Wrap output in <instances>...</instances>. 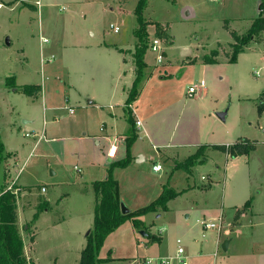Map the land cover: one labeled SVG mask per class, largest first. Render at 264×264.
<instances>
[{
    "label": "rangeland",
    "instance_id": "rangeland-1",
    "mask_svg": "<svg viewBox=\"0 0 264 264\" xmlns=\"http://www.w3.org/2000/svg\"><path fill=\"white\" fill-rule=\"evenodd\" d=\"M35 1L0 0V141L12 153L0 163V194L9 187L16 193L17 227L28 264L80 263L86 236L93 229L95 195L91 182L106 178V147L102 142L98 147L92 137L101 135L99 129L108 116V110L87 107L84 95L92 91L105 95L120 71L135 67L117 49L130 48L127 52L131 53L138 46L146 47L147 68L142 72L138 85L141 96L135 106L156 135L158 146L168 145V152L178 151L182 157L186 154L184 147L178 148L182 143L228 146L243 139L255 141L254 151L237 159L238 171L227 182L234 193L245 192L249 177L251 186H264V110L258 113L264 77L253 74L264 66V46L235 62L204 64L201 53L204 47L231 55L226 44L231 41L228 27L239 36L245 35V21L254 17L258 0H143L140 16L135 13L140 0H41L40 14L29 6ZM139 17L150 23L142 39L137 36ZM155 23L168 26L165 44L173 41L168 49L170 61L165 65L157 64L148 49ZM110 26L118 27L119 32L113 33ZM40 37L48 42L42 45ZM217 42L222 44L217 47ZM186 56L196 58L195 64L185 61ZM10 77L17 92L6 86ZM144 79L149 80L146 87ZM200 80L204 87L195 97L187 96L188 87ZM25 85H42L47 109L43 98L32 100L21 93ZM152 95L156 101L150 100ZM96 102L101 103L99 99ZM70 109L74 115L69 114ZM223 112L226 117L221 121L216 114ZM27 120L30 123L25 124ZM126 127L127 136L137 133L127 115ZM38 137L41 140L33 148ZM140 137L142 147L152 156L147 154L144 162L111 171L118 182L119 200L130 212L147 207L164 187L181 192L188 184H195L204 189L216 176L211 170L213 163L222 166L224 161L222 153H210L211 163L190 168L186 174L161 160L154 143ZM53 138L65 139L51 142ZM154 163L161 165V172H152ZM219 174L214 195L220 194L222 186ZM202 199L201 194L190 192L170 200L166 210L126 220L100 247L97 258L104 261L93 264H145L148 258H153L150 264H159L157 259L174 258L179 247L186 257L191 250L186 241L193 239V249L198 248L199 234L203 233L208 239L218 236L219 240L216 257L208 259V264H226L235 245L243 242L239 226L233 228L226 220L230 226L220 233L202 228L193 203ZM189 207L192 209L187 210ZM35 213L37 218L32 221ZM208 220L205 222L214 219ZM240 230L245 236V229ZM196 232L199 234L194 236ZM232 236L238 239L224 252L222 245Z\"/></svg>",
    "mask_w": 264,
    "mask_h": 264
},
{
    "label": "crops",
    "instance_id": "crops-1",
    "mask_svg": "<svg viewBox=\"0 0 264 264\" xmlns=\"http://www.w3.org/2000/svg\"><path fill=\"white\" fill-rule=\"evenodd\" d=\"M36 1L40 2V6H37L36 4L35 5L31 4V3H29V6H31V10L34 11V13L37 12L38 14H40V7L42 6L41 0H36ZM260 3H261V0H258L256 3V5L258 6V10L257 11L255 10L254 17H251L247 21H245L246 27H247L246 30L250 28L253 20H255L259 16ZM0 9H1V4H0ZM230 31H234L237 33L236 30L230 29L228 27L229 35H230ZM42 39H46V38L40 37L41 41ZM232 43H233V39L231 37V41L226 42V44L230 47V44ZM44 44L45 43L42 41V45ZM172 44H173V41L172 43H169V45H166L163 62L159 65H165L169 63L170 60H169V55H168V49L171 48ZM219 44L221 45L222 43L217 42L216 46L219 47ZM9 45H10V42H9ZM263 46H264V32H262L257 38L256 37L253 38L251 42L247 46L244 47L243 52L238 54L236 60H239V58H241L246 53L255 52L256 50L263 48ZM129 49H117V51L121 53L120 55L123 58L129 57L134 63V59H133L134 51L131 53H128L127 51ZM205 49L206 48L203 47L201 50L203 59L204 57L208 56L211 51L215 50L217 51V56L214 58L216 61L215 63L221 60L225 62L229 61V59L227 58H229L230 55L229 56L225 55L226 53L224 54L222 50L218 51L217 48L216 49L213 48V49H207L206 51ZM188 60H192V58L190 56H186L185 61H188ZM44 61H45L44 59H41V62H44ZM195 61H196V58L192 60L191 63L195 64ZM146 68H147V65H146ZM253 74L256 78H259L262 76L264 77V66L261 69L255 71ZM135 76H136L135 67L130 68L127 72L120 71L115 77L113 85H111L110 89L107 91V93H105V95L98 96L95 91H92V93L90 92L89 94H86V96L84 95V98H86L87 100V107H95L97 110H100V111L108 110L107 112L108 116L104 120L106 121L105 123L107 124L102 122L103 124L99 129V132L101 133V135L92 137L95 140V144L98 147H100L102 143H103L102 147L103 148L106 147L105 162L103 166L106 168V171H107V167L111 163L123 160L126 156V139L129 137L127 136L128 127H126V115H127L132 120L133 130H135V133L137 132L136 133L137 138L135 142L132 144L131 149H130V155L132 157V161L129 165L134 164V163L139 164L141 162H144L146 160L147 154H149V156H152V153L146 152L145 149L141 145L142 143H140V140H141L140 136H144L145 138L150 139L152 143H154L153 148L158 149L159 151L158 155L161 160H164L165 162H170L174 170L182 171V169H177L175 167L181 162H184L188 157L193 155L197 151V149L203 145H201L198 141H195L192 144H186V143L179 144L178 148L184 147L186 150L185 156H182V157H180L178 151L176 153L168 152V150H166V147L168 145H166L165 147H163V145L158 146V143L156 141L157 140L156 135L152 134V131L148 127L146 122L141 119L140 114L137 111V108L135 106L136 103L138 102L137 99L141 96V93L139 94V88H138V94L132 103V109H128L126 107V100L128 97V93L132 87ZM201 82H203V80H200L199 84H194L198 86L197 92L199 91L200 88L204 87V82H203V86H200ZM148 84H149V80L144 79V81L142 82V85L146 87ZM36 86H40L41 91L37 94L35 98L29 97L32 100H38L39 97L40 99L43 98L42 85H36ZM13 89H14L13 91L16 92L15 88ZM75 92L78 95H80L81 93V91H79L78 89H75ZM197 92L192 97H195ZM200 92L198 93V96L200 95ZM187 96H188V89H187ZM98 99L99 101H101V103L96 102ZM44 100L45 99L43 98L42 101H43V104L45 105ZM150 100L156 101L157 98H155L154 95H152ZM46 109H47V106H46ZM69 114L74 115V110L72 113L69 112ZM136 120L140 122L139 127L135 126ZM24 123L28 124L30 123V121L27 120V121H24ZM72 138L75 139L74 137ZM64 139L65 138H57V139L53 138L51 139V142L53 141L60 142V141H64ZM40 140L41 138L38 137L33 148L35 146H38ZM213 146H219V145L204 146L205 147L204 157L198 160L199 163L197 162L198 164L196 163L193 167L199 166L200 164L208 165L209 163H211L210 156H209L210 153H215L216 155L219 153H222L224 157L222 166L218 165L216 162L214 163L212 162L215 166L214 168L211 169L213 174L216 175L214 177V180L211 179L209 185L204 187V189L197 188L195 184H188L187 187L183 188L181 192H178L175 190L178 193V196L176 198L181 197L183 195H187L190 192L194 194L198 193L202 195L203 199L201 202H196V201L193 202L196 205V209H197L194 211V213L197 215V218L199 219L198 221H200L201 226H202V223L205 222L207 218L209 220L213 218L214 219L213 222L217 221V219L220 218L222 220V228L227 227V225L230 226V224H232L231 227L233 228L235 227V225H237V227L239 226L238 227L239 234H241L240 236L243 242H241V244L235 245L233 255L229 257V259H227L229 262H227L226 264H264V186L262 185L251 186V181L249 177V180H247L246 182L245 192H242V191L241 192L239 191L237 193L232 192L231 185H230L231 182L228 183L227 180L233 173H236L238 171L236 161L240 156L236 158H231L227 153H224V152H221L219 150L212 148ZM222 146H226V145H222ZM184 148H181L180 150ZM5 151L10 156L12 155L11 152L7 150ZM154 165H157V164L154 163ZM170 170H173V169H170ZM76 171L79 172V169L77 168ZM161 171H162V167H161V170L157 172L152 170V172L154 173H159ZM229 171H231V174H229ZM188 173H190V171ZM218 173H220L219 177H221L222 186L220 188V194L217 193L216 195H214L216 191L215 187L219 186V181H220L217 179ZM106 175H107V172H106ZM247 175L249 176V174ZM252 188H254L256 192L255 191L252 192L251 191ZM171 189L174 190L173 188ZM41 191H42V188H41ZM45 191L46 190L42 192H45ZM60 197H61L60 200L64 199V196H60ZM246 197H248L249 199H246ZM175 199L173 200L175 201ZM248 200L250 204L247 208H244V204ZM210 201H213L212 206H210ZM190 209L192 208L191 207L187 208V210H190ZM232 218L235 222H232ZM226 220L229 221L230 224L229 223L227 224ZM246 224L248 225L246 226ZM240 229H245V233H246L245 236H242ZM34 233L35 232H33V235H32L34 238V241L30 243L31 248H29V250L31 251V254H32L33 246L35 242ZM197 233L198 232H196L194 236H196ZM199 235H200L199 247L198 248L195 247L196 250L193 249L192 247L193 245L191 241H194L193 239L191 241L189 239L186 241V242H189V244L191 245V250H189V255L185 257V255L183 254V257L186 259L187 264H208V261H207L208 259L210 260L211 257L215 259L216 257L215 250L219 247L218 236L216 237L217 239L214 240V239H208L204 233L199 234ZM235 239L237 240L238 237L236 236ZM236 240H234L233 236L227 240V250L226 251L229 250L231 245L234 244ZM189 244L187 243V245ZM187 258L191 260V263L188 261ZM148 259L153 260V258H148ZM164 260L167 262V264H173L174 261L176 264H179L176 259V256L174 258H166ZM160 261L161 259H157L158 263ZM214 263L215 262L213 261V263H209V264H214Z\"/></svg>",
    "mask_w": 264,
    "mask_h": 264
},
{
    "label": "trees",
    "instance_id": "trees-1",
    "mask_svg": "<svg viewBox=\"0 0 264 264\" xmlns=\"http://www.w3.org/2000/svg\"><path fill=\"white\" fill-rule=\"evenodd\" d=\"M143 0H140L136 7L135 13L140 16L141 4ZM140 18V17H139ZM141 28L137 32L138 39H142L143 35H146V27L150 23L143 22L140 18ZM154 37L167 38L165 29L167 26L155 23ZM262 32H264V0L260 3V14L253 20L250 28L245 35L239 36L236 32L230 31V36L233 39V43L230 44L232 53L229 57V62H235L238 54L243 52L245 46H247L253 38H257ZM146 54V47L138 46L133 53V59L135 64V79L132 87L128 93L126 100V107L135 100L138 94V85L142 78V72L146 67L144 62V56ZM217 51L213 50L210 54L204 57V64H214ZM13 77L6 79V86L9 88H15L16 85L12 79ZM12 81V83L9 82ZM21 93L27 97L35 98L41 91L40 86L25 85L20 89ZM264 92L262 93L258 103V113L264 110ZM129 109V108H128ZM129 123L132 125V120L129 118ZM137 138L136 134H131L126 139V156L123 160L111 163L107 169L106 178L102 181H95L92 183V189L95 195V205L93 212V229L89 231L86 236V245L81 252V258L79 264H93L94 262L104 261L97 258L98 251L102 246L105 238L113 233L119 226H121L126 220L130 218H138L147 214L148 212H156L157 210H166L167 203L170 200L175 199L178 193L174 192L171 188L164 187L159 197L151 202L147 207L139 209L135 212H129L126 215L121 214L120 200L118 196V182L111 176V171L115 167L126 168L132 161L130 155V149L132 144ZM256 147L255 141H249L246 139L240 140L233 145L229 146H213L212 148L221 152L227 153L231 158L239 156L249 155L254 151ZM205 147L201 146L197 151L188 157L184 162L178 164L175 168L182 169L185 172H189L198 160L204 157ZM5 152L4 145L0 141V163L9 155ZM13 192H4L0 194V264H28L23 252V241L20 236L17 227L16 218V197ZM249 200L244 204V208L249 206ZM44 210L43 207H39ZM39 209V210H40ZM38 213L33 215L32 221H35ZM29 226H27L28 230ZM33 241V238H30Z\"/></svg>",
    "mask_w": 264,
    "mask_h": 264
},
{
    "label": "built area",
    "instance_id": "built-area-1",
    "mask_svg": "<svg viewBox=\"0 0 264 264\" xmlns=\"http://www.w3.org/2000/svg\"><path fill=\"white\" fill-rule=\"evenodd\" d=\"M214 1H220V0H214ZM36 5L37 6H40V2L39 1H36ZM110 29H112L113 33H115V34L119 32V28L118 27L110 26ZM42 41L44 43L47 42L46 39H42ZM165 43H166V39L159 38V37H153L152 40L150 41V44H149V48L148 49H149V51L152 54L155 55V61L158 64H161L163 62L164 53H165V50H166V44ZM200 86H203V82L200 83ZM197 90H198V86H196V85L189 87L188 88V96L189 97H192L197 92ZM127 108L132 109V104L127 105ZM69 112L72 113L73 110L70 109ZM135 126L136 127H139L140 126V122L138 120L135 121ZM26 136H28V134H26ZM74 169L77 170L76 167ZM152 170L155 171V172L160 171L161 170V166L159 164L154 165L152 167ZM11 190L12 189L9 187L8 188V191H11ZM42 191H44V188H42ZM11 192H13V191H11ZM202 226H203V228L205 230H215L218 233H220V231L222 229V220L219 218V219H217L216 222H203L202 223ZM178 243H180V242L178 241ZM183 254H184L183 249L181 247H179L177 249V252H176V259H177V261H178L179 264H187V261L183 257ZM152 262H153L152 259H147L145 261V264H150ZM159 264H167V262L165 260H161L159 262Z\"/></svg>",
    "mask_w": 264,
    "mask_h": 264
},
{
    "label": "water",
    "instance_id": "water-1",
    "mask_svg": "<svg viewBox=\"0 0 264 264\" xmlns=\"http://www.w3.org/2000/svg\"><path fill=\"white\" fill-rule=\"evenodd\" d=\"M7 45H9V40H6ZM216 116L221 120L224 121L226 112L223 113H217ZM120 210L122 215L128 214L130 211L127 209V207L123 204L120 203ZM222 250L225 252L227 250V242L222 245Z\"/></svg>",
    "mask_w": 264,
    "mask_h": 264
}]
</instances>
